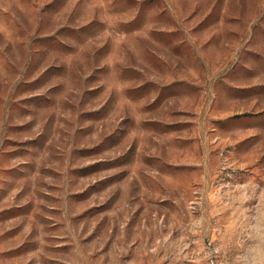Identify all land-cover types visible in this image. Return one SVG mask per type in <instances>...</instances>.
<instances>
[{
	"label": "rangeland",
	"instance_id": "obj_1",
	"mask_svg": "<svg viewBox=\"0 0 264 264\" xmlns=\"http://www.w3.org/2000/svg\"><path fill=\"white\" fill-rule=\"evenodd\" d=\"M0 264H264V0H0Z\"/></svg>",
	"mask_w": 264,
	"mask_h": 264
}]
</instances>
